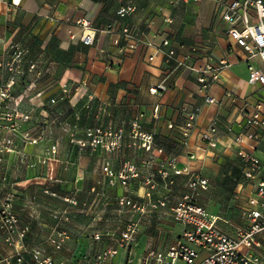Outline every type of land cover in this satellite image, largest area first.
I'll return each mask as SVG.
<instances>
[{
	"label": "crops",
	"instance_id": "crops-1",
	"mask_svg": "<svg viewBox=\"0 0 264 264\" xmlns=\"http://www.w3.org/2000/svg\"><path fill=\"white\" fill-rule=\"evenodd\" d=\"M125 4L134 5L135 11L121 18L117 10ZM81 16L90 18L98 30L92 45L81 42V30L74 25L76 18ZM165 16L170 18L169 22H165ZM109 23L135 27L143 32L144 39L151 38L157 45L168 38L177 58L185 64L173 69L164 62L161 51L143 43L130 52L120 49L113 43V34L106 32ZM9 44L21 51L18 68L24 67L30 79L27 87L19 90L20 95L28 99L21 102L20 107L27 105L36 110L55 98L53 103L61 106L60 110L66 115L64 120L75 122L82 133L95 126L122 129L117 145L109 150L102 146L91 147L89 138L84 139L83 134L78 141L87 143L89 148L78 156L76 168L67 160L61 161L60 166L50 162L49 173L44 168L41 176L36 174L34 161L23 168L14 161L7 166L6 160L14 159L15 155L20 159V154L0 151V189L10 185L17 189L27 187L33 202L38 201L43 191L48 199L56 197L65 201L64 206L75 196L76 215H61L62 222L69 226L66 225V232L62 231L65 235L61 241H52L63 247L64 239H68L66 243L76 239L75 246H64L61 253L78 255L77 261L72 263L62 258L55 264H92L94 256L108 247L117 252L116 264H137V257L145 250L178 237L183 226L174 222L160 229L161 241L157 245L147 248L130 242L126 248L120 246L121 234L131 227L135 218L132 206L124 204L122 198L128 196L144 206L143 213H146L138 221L145 224L156 221L150 218L151 212L172 216L171 207L191 190L188 186L190 174L200 170L210 183L230 175L222 169L218 157L222 150L211 148L213 142H220L218 130L212 133L211 128L232 109L224 122L227 134L223 136L226 138L223 147L224 152L231 150V154L239 158L240 146L233 138L247 126L246 120L241 125L239 116L235 115H240L244 109L253 112L258 104L264 105V86L248 83L245 54L228 37L227 24L213 0H20L18 5H12L11 0H0V62L12 57L7 54ZM150 55H153L152 61L148 60ZM221 58L230 66L222 73L220 83L208 89L207 93L216 99L215 103L208 104L204 102L205 92L197 80L198 73L192 68L217 64ZM31 64L34 66L30 67ZM64 85L68 92L61 98ZM151 88H156V92ZM226 92L230 95L226 96ZM196 106L201 110L195 126L184 136L180 127L185 125L188 114ZM3 129L0 128V140L4 138ZM136 130L152 134L151 150L141 147V140L133 135ZM254 131L259 139L246 140L244 146H252L261 160L264 153L257 148L264 141V127ZM205 133L211 138H202ZM88 162L90 165L86 168ZM106 162L115 173L114 177L103 171ZM129 165L133 166L134 175L124 185L117 173ZM174 169H187L189 173H175ZM243 172L244 166L241 175L232 176V179L236 184L234 190L244 192L247 201L255 196V186L249 188V184L244 186V182L238 180V177L245 178ZM201 191H197L196 202ZM159 200H166V205L151 206ZM118 208L124 211L121 218ZM209 213L219 216L218 225L227 233H233L236 226L245 225ZM159 224L165 223L160 221ZM70 225L73 230L67 229ZM263 234L258 236L260 246ZM130 256L132 263L127 261Z\"/></svg>",
	"mask_w": 264,
	"mask_h": 264
},
{
	"label": "built area",
	"instance_id": "built-area-1",
	"mask_svg": "<svg viewBox=\"0 0 264 264\" xmlns=\"http://www.w3.org/2000/svg\"><path fill=\"white\" fill-rule=\"evenodd\" d=\"M20 0H11L12 5H18ZM184 2L201 0H182ZM221 18L227 24V35L244 52V59L247 61L249 84H261L264 86V0H213ZM135 11L132 4L121 5L117 14L123 18ZM169 22L168 16L164 17ZM74 25L81 30V42L85 45H92L95 41L97 28L87 16L76 18ZM106 32L113 34V43L120 46L124 51H133L141 43L147 47L153 46L163 54L164 62L173 69L183 66L184 60L177 58L176 51L170 46L168 38L162 39L159 45L154 44L151 38L144 39L142 31L127 25L117 26L113 23L106 25ZM12 51L10 66L18 62L21 51H17L13 44H9L7 52ZM153 55L148 56L152 61ZM259 61V63H258ZM1 64V62H0ZM34 65L31 64V67ZM230 66V63L221 58L217 64H206L201 68H192L198 73L197 80L201 84V90L205 92L204 102L213 104L216 99L207 91L212 84L220 83L221 75ZM156 92V88L150 89ZM9 88L0 90V98L3 100L8 96ZM68 92L66 85L62 87L61 98ZM226 96L230 92L225 93ZM56 102L55 98L50 99ZM157 110V109H156ZM201 107L196 106L188 114V120L180 130L184 136L195 126V121L200 113ZM245 133L236 134V144L245 143L246 140H258L259 136L254 131L256 128L264 127V105L258 104L256 109L246 118ZM214 129H211V132ZM88 135L96 146H105L111 149L117 145V140L122 135V129L102 128L99 126L89 130ZM133 135L138 137L140 145L145 150H151L153 136L150 133H143L136 130ZM202 138L210 139V134H203ZM12 143V139L4 137L0 141V151L3 146ZM237 154L244 163V177L253 178V174L261 167V160L255 155L252 146L243 147L237 150ZM172 166L173 163H170ZM106 175L114 177L115 173L106 162L103 167ZM133 166L122 168L117 173V178L124 185L129 177L133 176ZM175 173L186 172L187 169H174ZM264 179V178H263ZM261 179L257 185L255 196L249 197L246 201L245 211L247 223L244 226H236L233 233L223 231L219 225V216L206 211V209L195 201L197 191L205 190L208 187V180L199 173L190 174L188 186L191 189L185 193L171 207L173 219L183 226L181 234L174 240L166 241L156 248L145 250L137 257V264H264L262 257L256 249L260 247L258 236L264 232V180ZM124 204L131 205L137 209L144 210V206L125 196L122 198ZM166 205V200H159L151 203L152 207ZM133 239V229L128 227L122 234L120 246L128 247ZM59 246V245H57ZM39 251L34 253L38 258ZM117 252L114 248L108 247L99 251L93 258L92 264H116ZM127 261L132 263L133 257ZM50 263V262H49Z\"/></svg>",
	"mask_w": 264,
	"mask_h": 264
},
{
	"label": "rangeland",
	"instance_id": "rangeland-1",
	"mask_svg": "<svg viewBox=\"0 0 264 264\" xmlns=\"http://www.w3.org/2000/svg\"><path fill=\"white\" fill-rule=\"evenodd\" d=\"M12 53V51L7 52L8 55H12ZM8 59L5 57L0 64V90L5 87L9 88L8 96L3 100L0 98V124L3 125L0 128H4V137L11 138L12 143L3 146L1 152L4 154L18 152L20 159L16 155L14 159L8 157L6 165L9 166L8 162L12 163L14 161L18 162L20 167L23 168L25 165H30L32 163L30 161H34L38 176H41L40 173L44 168L49 173L50 162H55L56 166H60L61 161L67 160L71 167L76 168L78 156L89 148L87 143L84 145L78 139L84 134V139L85 137L89 138L90 146L97 147L94 145L92 137L87 133L94 127H88L82 133L81 127L75 122L64 120L66 115L60 110L61 106L50 100L49 103L44 102L36 110L29 109L27 105L20 107L21 102H24V100L27 102L28 99L27 96H21L19 90L22 91L23 88H26L30 79L27 77L28 71L24 67L19 70L16 62L10 66L11 63ZM43 108L45 110H42ZM231 110L230 108L227 111L226 118L216 124L215 128H211L214 129L212 133H216V130H218L220 135V142H213L211 148L214 146L213 150H216V148L222 150V154L218 157L221 158L222 169L230 172V175L218 177L212 183L208 181V189L199 192L197 202L204 205L206 211L217 213L236 224L243 225L247 223L244 206L246 198L244 192L237 193L234 190L236 184L232 176L241 175L244 163L235 155H232L231 150L224 152L225 148L223 147V141L226 139L223 136L227 134L224 122L227 117H230ZM251 111L244 109L240 112V115H235V117L239 116L241 125L244 124ZM235 117L232 118L233 124L236 122ZM236 128L238 130L240 127ZM240 131L237 134L245 133L244 128H241ZM211 141L209 140V142ZM244 145L245 143L239 144V146ZM102 147L105 148L103 145ZM259 150L264 153V141L262 145H258L257 151ZM257 154L260 153L257 152ZM261 161L262 168L260 167L254 172L252 179L238 177V180L244 182V186L247 184H249V188L252 185L255 186V193L259 181L264 178V158H261ZM91 163L92 159H90ZM90 164L89 162L86 163V168ZM200 172L202 171L199 170L198 172L201 175ZM38 179L44 182L43 178L38 177ZM41 193L38 201L33 202L30 199V192L27 187L17 189L10 185L6 189H0V264H55L57 260L62 258L68 259L72 263L77 261L78 255L70 254L67 256L61 253L64 246H75L76 239H69L68 243H66L68 239H64L63 247L62 245L57 247L52 241V239L61 241L60 239L65 235L62 231L66 232V225L69 226L66 222H62L61 215H76L75 196L69 199V205L64 206L65 201L56 197L48 199L44 197L43 191ZM122 210L123 208H118L117 214L120 218L124 215ZM132 211L135 218L133 217L134 222L131 225L133 229L131 243H137V246L149 248L157 245L161 241L160 234L162 232L160 229L164 228L163 225H173L176 222L168 213L151 212L152 217L150 216V218L156 221H150V224L146 223V225L142 220L138 221V218L140 219L142 214L146 212L143 213L141 209L136 207H132ZM46 221L47 223L43 224ZM160 221L165 224H159ZM67 229L73 230L74 228L70 225ZM148 234L149 238L146 236ZM37 251L40 254L38 258H35L34 253ZM256 251L264 261V237L261 246ZM79 257H82V255H79Z\"/></svg>",
	"mask_w": 264,
	"mask_h": 264
}]
</instances>
